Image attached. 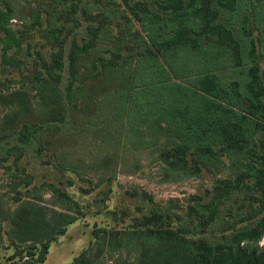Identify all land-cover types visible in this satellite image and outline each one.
<instances>
[{
    "label": "trees",
    "instance_id": "16d2710c",
    "mask_svg": "<svg viewBox=\"0 0 264 264\" xmlns=\"http://www.w3.org/2000/svg\"><path fill=\"white\" fill-rule=\"evenodd\" d=\"M141 154L163 183L211 186L168 200L125 189L118 170ZM33 164L100 190L111 225L72 264H264V0H0L8 264H45L86 216ZM245 193L262 207L234 209Z\"/></svg>",
    "mask_w": 264,
    "mask_h": 264
},
{
    "label": "rangeland",
    "instance_id": "374dc122",
    "mask_svg": "<svg viewBox=\"0 0 264 264\" xmlns=\"http://www.w3.org/2000/svg\"><path fill=\"white\" fill-rule=\"evenodd\" d=\"M12 25L15 29L22 27L16 22ZM41 44L42 38L36 33V36L32 38V49L30 52L26 51L27 46H25L26 50L23 53L24 57H28L30 61H34V59L37 58V52L42 51ZM15 77L19 78V74L17 73ZM147 157L146 154L130 157L126 163L120 167L117 179L125 189L141 187L144 191L155 196L158 200H168L171 198L182 199L196 193L203 194L205 189L211 186V181L208 176H206L205 180L185 179L175 183H163L160 181V177L156 173V170L149 167ZM137 163H141V168L139 170L136 168ZM30 167L31 171L41 182L47 180L60 183V181H63L64 184L60 187L66 190L73 198L77 199L83 207H87L83 208L84 211H86V216L70 226L67 233L51 246L45 263L72 264L73 260L78 257L94 239V231L99 227L111 225L107 212L98 197L100 190L95 188L89 195H85L81 188L85 187V189H88L90 184L81 181L77 177L74 179L76 185L71 187L68 182L69 176L64 177L60 173L51 172L48 168L42 167L40 164H33ZM94 179L96 180V178ZM6 180L7 176L3 174V171H0V190L3 189L1 184ZM95 180L93 181L94 183L96 182ZM123 190L124 189L119 187L116 188L117 193L113 196L112 201L108 202V206L111 207V209L123 203ZM251 195V193L238 195L233 201L234 209L247 213L251 205H253L254 208H261V202H254L250 198ZM260 198L264 201V196ZM45 199H50L49 194H46ZM129 203L133 205V202L128 201L127 204ZM45 204L48 205L47 201ZM138 206L141 207L142 204L139 203ZM8 245V237L3 233V242L0 243V264H8V258L14 253V248H9Z\"/></svg>",
    "mask_w": 264,
    "mask_h": 264
}]
</instances>
